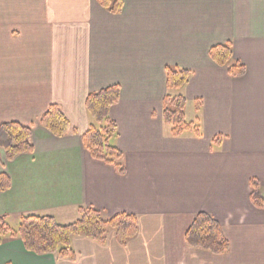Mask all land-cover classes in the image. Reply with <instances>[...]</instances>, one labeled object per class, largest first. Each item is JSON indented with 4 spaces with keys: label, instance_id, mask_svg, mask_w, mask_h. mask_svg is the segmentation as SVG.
I'll use <instances>...</instances> for the list:
<instances>
[{
    "label": "crops",
    "instance_id": "0c3cea01",
    "mask_svg": "<svg viewBox=\"0 0 264 264\" xmlns=\"http://www.w3.org/2000/svg\"><path fill=\"white\" fill-rule=\"evenodd\" d=\"M121 1L113 14L97 0H0V125L31 126L33 145L0 166L10 179L0 216L77 221L92 207L134 215L137 233L124 246L113 231L104 243L73 237L71 258L6 239L0 264H264V210L249 197L252 179L264 193V0ZM226 43L242 77L209 57ZM167 67L191 72L178 93L200 137H172L163 122ZM111 86L120 88L109 118L123 174L82 145L86 98ZM51 105L69 122L61 138L39 124ZM200 212L220 224L227 253L186 246Z\"/></svg>",
    "mask_w": 264,
    "mask_h": 264
},
{
    "label": "trees",
    "instance_id": "16d2710c",
    "mask_svg": "<svg viewBox=\"0 0 264 264\" xmlns=\"http://www.w3.org/2000/svg\"><path fill=\"white\" fill-rule=\"evenodd\" d=\"M108 12L118 14L123 3L121 0H97ZM210 59L227 69L233 78L242 77L245 68L232 58V45L226 43L209 50ZM167 94L162 102V118L169 127L172 137H181L191 132L201 136L199 123L185 120V98L178 92L188 83L191 72L176 67L165 69ZM174 92L175 94H172ZM119 86H111L98 92L90 93L85 101L86 110L94 121L82 135L83 148L94 160L113 166L119 174L124 173L123 153L117 149L113 140L117 136L116 124L109 118V110L119 100ZM196 111L199 106H196ZM39 124L53 136L63 137L69 128V122L60 108L51 105L39 119ZM32 127L19 123L0 125V152L6 161L11 162L21 154L33 152L31 141ZM221 138L216 137L213 143L218 144ZM3 160L0 158V166ZM10 187L7 174H0V191ZM251 204L264 210V197L257 180H250ZM79 219L70 224H60L50 216L22 215L16 230L5 223V216H0V245L6 239H17L28 252L35 255H55L59 258L73 257L71 240L82 236L99 243H104L106 234L113 231L117 243L124 246L137 233V219L131 214H118L108 217L102 211L92 207L78 209ZM187 247L223 255L229 251V242L225 238L220 224L208 213H197L184 235Z\"/></svg>",
    "mask_w": 264,
    "mask_h": 264
},
{
    "label": "rangeland",
    "instance_id": "374dc122",
    "mask_svg": "<svg viewBox=\"0 0 264 264\" xmlns=\"http://www.w3.org/2000/svg\"><path fill=\"white\" fill-rule=\"evenodd\" d=\"M172 94H175L174 92H172ZM196 108V106H195ZM185 115V114H184ZM188 122V121H186ZM92 123H94V121L92 120ZM190 123V122H189ZM192 123V122H191ZM0 158L4 161L5 158H4V153L3 152H0ZM263 197H264V193L262 194ZM50 217H53L58 223L60 224H70V223H73L75 222L76 220H74V216L69 214V213H62V214H58V215H54V216H50ZM19 218L20 216H16V217H13V216H5V223L9 226V228H11L12 230H16L17 227H18V224H19Z\"/></svg>",
    "mask_w": 264,
    "mask_h": 264
}]
</instances>
